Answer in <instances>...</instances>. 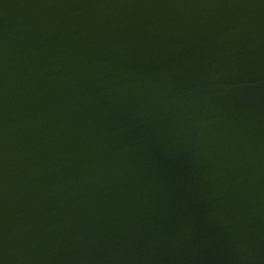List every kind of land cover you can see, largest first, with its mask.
Returning <instances> with one entry per match:
<instances>
[{"label":"water","instance_id":"water-1","mask_svg":"<svg viewBox=\"0 0 264 264\" xmlns=\"http://www.w3.org/2000/svg\"><path fill=\"white\" fill-rule=\"evenodd\" d=\"M0 264H264V0H0Z\"/></svg>","mask_w":264,"mask_h":264}]
</instances>
